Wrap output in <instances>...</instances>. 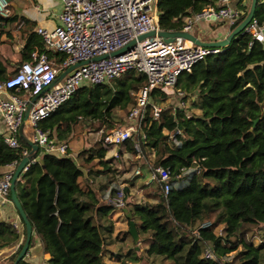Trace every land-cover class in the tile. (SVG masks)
<instances>
[{"label":"trees","instance_id":"trees-1","mask_svg":"<svg viewBox=\"0 0 264 264\" xmlns=\"http://www.w3.org/2000/svg\"><path fill=\"white\" fill-rule=\"evenodd\" d=\"M214 1L156 0L157 24L161 30H181L183 17L213 6ZM239 10L230 30L247 13L243 7ZM252 19L259 25L264 22V2L257 0ZM31 49L28 39L22 61ZM51 53L59 63L64 58L61 52ZM6 76L0 61V80ZM144 83L143 74L130 71L106 83L82 86L38 125L58 142H67L78 125L81 133L113 129L121 124L112 120L113 112L130 108ZM175 88L184 92L182 99H188L186 108L164 104L165 94L154 89L131 139L118 145L98 140L93 155L85 158L97 159L103 174L119 176L143 160L169 173L166 194L161 184L148 180L140 188L143 197L136 201L127 198L131 184L121 187L125 204L119 211L127 229L129 220L133 221L137 241H132L127 229L123 231L131 247L122 256L113 254L116 264H150L151 256L163 259L164 264H264V38L259 42L249 33L237 34L218 53L204 56L189 72H181ZM152 105L162 108L157 118L152 116ZM3 138L0 134V167L17 165L22 150L31 158L39 152L31 150L18 134L14 148ZM113 146L120 156L106 158ZM181 168L188 171L182 173ZM81 173L69 154L43 153L15 181V196L42 251L48 254L43 264H107L102 255L113 232L109 214L116 209L101 202L90 187H81ZM152 186L156 188L151 190ZM116 188L109 192L114 195ZM206 221L210 225L200 227ZM218 228L219 233L215 232ZM259 233L260 241L253 242ZM17 238L9 223L0 222V248L13 245ZM139 241L141 256L137 254ZM205 246L214 259L202 256ZM229 254H233L230 260ZM15 264L32 263L22 258Z\"/></svg>","mask_w":264,"mask_h":264},{"label":"built area","instance_id":"built-area-1","mask_svg":"<svg viewBox=\"0 0 264 264\" xmlns=\"http://www.w3.org/2000/svg\"><path fill=\"white\" fill-rule=\"evenodd\" d=\"M230 1L217 0L216 5L192 14L182 30L188 32L191 25L200 19L223 20L231 26L238 19L240 10L230 6ZM60 3L58 24L52 30L37 29V33L45 50L64 54L58 65L59 70L65 71L70 66H76L56 83L58 70L48 59L45 50L40 53L33 51L29 60L21 62L12 76L0 80V92L11 88L27 92L25 97L6 94L0 98V116L5 126L3 140L9 147L18 146L16 134L24 122V113L30 103L26 119L31 142L43 153L57 156L69 154L68 143L50 138L48 132L39 127L40 120L55 111L78 88L106 83L133 71L143 74L145 83L136 92L135 103L127 112L130 125L95 132L99 135L98 140H102L104 144L118 145L131 139L132 128L138 131L150 93L154 89L163 92L172 90L181 72L190 71L204 56L216 54L220 50L186 45L187 40L178 37L166 42L157 36L156 32L160 28L152 15L153 0H60ZM7 4V0H0V25L1 20L8 15ZM150 31L154 32L153 36L137 40L138 36ZM244 33H249L253 40L263 41L264 22L259 25L251 19L245 26ZM130 41L134 43L124 53L109 55ZM103 55L105 57L94 60ZM176 92L178 95L182 94ZM160 112L159 106L152 105L153 118H157ZM134 147L138 149V144L135 143ZM22 155H28L27 151L22 150ZM14 166V163L9 164L11 168L0 175V199L5 202L8 201ZM181 171L185 173L188 170L181 168ZM139 174L140 170L136 169L134 175ZM148 178L161 184V192L166 194L169 188V173L166 168L149 167ZM116 189L114 195L107 189L102 200L115 209H121L124 207L121 187ZM209 225L206 221L200 227ZM202 256L214 259L207 246L203 248Z\"/></svg>","mask_w":264,"mask_h":264},{"label":"crops","instance_id":"crops-1","mask_svg":"<svg viewBox=\"0 0 264 264\" xmlns=\"http://www.w3.org/2000/svg\"><path fill=\"white\" fill-rule=\"evenodd\" d=\"M155 1L156 0H153L152 15L157 21ZM216 1L217 0L214 1V5H216ZM7 2H8L7 4L8 15L1 20V25H0V61L2 65L5 67V71L7 74L6 78L12 76L13 73H15L19 64L23 62L21 59V51L26 45L28 39L31 40V47H32L31 52L36 51L40 53L45 50L41 37L37 33V29L41 28V29H46V30H52L58 24V16L61 12L60 0H7ZM249 4H250V0H231L229 2L230 6L235 7L237 9H239V7H243L245 10H247L246 7ZM208 7H212V6H207L206 8ZM192 14L194 13H191L190 15L182 18L183 26L187 18L191 16ZM229 28H230V25H228L223 20L200 19L191 25V28L189 29L188 32L192 33L194 36H196L201 41H214V40H220V39L225 38L227 34L231 31ZM188 45H190L189 42H188ZM41 49L42 51H40ZM45 52H46L48 59L53 63L54 67L58 70V75H57L55 82L56 83L60 82L63 77L62 76L60 78L61 74L65 73L67 69L65 71L59 70L58 69L59 62L57 61L58 56L52 55L51 52L53 51L51 50H45ZM29 56L27 60H29ZM185 72H189V71H185ZM12 89L13 91H10L11 89L2 90L0 92V98H3L6 94H16L19 97H25L27 95V92L25 90H22L23 92H20L21 89L19 90H15L14 88ZM173 89L176 95H178L176 91H179L182 93L181 95H178L180 97V101L178 102L176 106H181L183 108H186L189 105V103H188V99L182 100V97L184 96V92H182L179 89H176L175 86ZM161 92L165 94L166 98L168 97V95H172V94H169L172 92V90H166L165 92L163 91ZM148 100L150 101V97ZM173 107H175V105ZM191 111L195 112L196 114L199 112L197 109H193ZM126 124L127 122H125V125ZM19 129H20V132L18 130L17 134L24 140V142L26 143L27 140L31 142L30 140L31 134L28 130L27 119L24 118V122ZM82 133L85 134V131L83 130ZM0 134L5 135V126L1 119V116H0ZM88 134L90 135L91 133L87 132L84 135V137L81 136L79 139H77V134L74 131L73 134L67 140L68 145L70 144L68 152H69V156L81 168L82 173L80 177H78V182L80 183L81 187L83 189H86V187H90L91 189H93L96 192V194H98L99 199L102 202L103 201L102 197L104 193L106 192V190L111 187H116V186H115V183H110L102 191L101 190L99 191V187H96L95 183L97 181V178L100 176H108L109 178V174L108 173L103 174L99 171V169H101L102 166L96 163L97 159H92V160L89 159L88 160L89 163L87 160L85 161V158L88 155L91 156L94 153L93 143H91V139H90L91 137L89 136L88 138ZM73 144L76 147L73 146ZM36 150H39V152L38 154L35 155L34 158H31V161H36L40 159L41 156L43 155V152L40 150V148H37ZM36 150H33V151H36ZM117 150L118 149L116 147L115 152L113 154L115 158L120 156V155H117ZM119 165L120 164H118L117 167L121 168V165L120 166ZM142 165L146 166L147 171H149V167L151 166H149L144 160L142 161ZM15 167L16 165L14 166V169ZM10 168L11 167H9V165L0 167V175L8 171ZM14 169H13V172H14ZM126 185L127 184L125 183H121L119 184L118 187H122ZM129 189H130L129 190V196H130L132 195V189H133L132 186ZM7 199L8 201L6 202L0 199V222L9 223L17 232L18 238L13 245L9 247L0 248V264H11L12 263V261L16 258L23 244L24 238H25L24 224L21 221L17 211L15 210L14 206L11 203L10 192L8 194ZM122 211H125V210L123 209ZM112 215H117V214H114V212L112 211L109 214V219H112ZM111 235H110L111 236L110 239L116 240V243L112 245L105 244L104 253L102 255V261L107 264H116V261H115L116 259L115 257H113V254L116 253L121 256L125 254V251H123V249L125 250L129 248L127 247L129 242L128 240H126V239H129V237L124 236L122 233V236L120 239L123 242H121L120 240L115 239V236L113 234ZM109 237L106 239L105 243L110 240ZM125 241H127V245ZM124 244L126 245L125 248H124ZM109 252H112L111 256H109L110 255ZM23 258L32 264H43L45 260L48 258V254L42 251V246L38 238L33 233L32 229H31L30 243L28 244V248ZM150 258H156V257L151 256Z\"/></svg>","mask_w":264,"mask_h":264},{"label":"rangeland","instance_id":"rangeland-1","mask_svg":"<svg viewBox=\"0 0 264 264\" xmlns=\"http://www.w3.org/2000/svg\"><path fill=\"white\" fill-rule=\"evenodd\" d=\"M250 5V4H249ZM249 5H248V7H249ZM169 94H172V95H168V97L167 98H165V101H164V104H168V105H170V106H176L177 104H178V102L180 101V97L178 96V95H176L175 93H174V89H172V92L171 93H169ZM183 100V99H182ZM129 109V108H128ZM127 109V110H128ZM127 110H125V111H121V110H115L114 112H113V114H112V120L113 121H116V122H121V124H120V127H123L122 125L124 124V122H127V124L126 125H130V122H128V119H127V117H126V114H127ZM125 126V125H124ZM116 127H119V125H117ZM102 130V129H101ZM109 130V129H108ZM81 131V128H80V126L78 125V126H76V128H75V132H76V134H77V139H79L81 136H83L84 137V135L87 133L86 131V133L85 134H83V133H81L80 132ZM107 130H102V132H106ZM88 132H90L91 134L89 135L88 134V138H89V136L91 137L90 139H91V143H95V142H97L98 141V138H99V135H95V132L96 131H94V130H91V129H88ZM132 135L133 134H135V132H136V129L135 128H132ZM95 137V138H94ZM70 145V144H69ZM73 146H75L74 144H73ZM76 147V146H75ZM115 149H116V147L115 146H113L112 148H109L107 151H106V157L107 158H110L111 156H113V154H114V152H115ZM76 150V149H75ZM88 163H89V161H88ZM96 163L98 164V161H96ZM114 166H116V164L115 165H112L111 167H114ZM122 168V167H121ZM135 169H139L140 170V174L139 175H134V170ZM109 174V178H111V180L110 181H108V176H100V177H98L97 178V181H96V183H95V185H96V187H100L101 188V191L108 185V184H110V183H115V186L116 187H118L119 186V184H121V183H125V184H127L128 186L131 184V186H132V195H128L127 196V198L128 199H130V200H139L141 197H143V189H142V191H141V189L140 188H142L143 187V185H144V183H146L148 180H149V178H148V171H147V168H146V166H144V165H139V166H130V167H128V169H126L125 171H123L122 173H120L119 174V176H117V173H114L113 175H112V173H108ZM114 176H116L115 177V179H114ZM102 182V183H101ZM131 182V183H130ZM100 185V186H99ZM126 185V186H127ZM153 185V184H152ZM154 186V185H153ZM151 187L150 189L151 190H153L154 188H156V187ZM100 191V190H99ZM147 192H149V191H147ZM136 196V197H135ZM125 202V201H124ZM125 204V203H124ZM114 214H117V215H112V219H110V221H111V223H112V234L115 236V239H118V240H120L121 241V236H122V233H123V231L124 230H126L127 229V226H126V223H125V220H124V216H123V213L121 212V211H119V209H116L115 211H114ZM215 232H217V233H219V228L218 229H216L215 230ZM141 235V234H140ZM250 234L249 233H247V235H244L243 236V239L244 240H247V238H248V236H249ZM109 236V235H108ZM112 236V235H111ZM111 236L109 237V239L111 238ZM260 238H261V236H260V233L259 234H256V235H254V238H253V242H259L260 241ZM126 240H128V245H127V241H125V243H126V245H127V247H130L131 246V241H130V239H126ZM132 241H133V239H132ZM121 242H123V241H121ZM116 243V240H114V239H110L108 242H106L105 244H107V245H112V244H115ZM139 245V247H140V250H138L137 251V254L138 255H142V253H143V251H142V243H141V241H139V243H138ZM125 244H124V248H125V246H126ZM135 248H137V247H135ZM129 249V248H128ZM128 249H123V251H127ZM262 254V258L264 259V252H262L261 253ZM232 255L233 254H229V256H228V260H230L231 259V257H232ZM116 259V258H115ZM149 260H150V264H164V261H163V259H161V258H159V257H156V258H149ZM165 264H168V263H166L165 262Z\"/></svg>","mask_w":264,"mask_h":264},{"label":"water","instance_id":"water-1","mask_svg":"<svg viewBox=\"0 0 264 264\" xmlns=\"http://www.w3.org/2000/svg\"><path fill=\"white\" fill-rule=\"evenodd\" d=\"M257 0H250V5H249V9L245 15V17L227 34V36L223 39L220 40H214V41H201L200 39H198L196 36H194L192 33L187 32V31H183V30H176V31H166V30H159L156 32V35L161 37L164 41L169 42L172 41L174 38H181L183 40H187L190 42V44L194 45V46H200V47H207V48H219V49H223L225 46H227L230 42V40L236 36L237 34H244V28L245 26L249 23V21L253 18V13H254V9L256 6ZM154 35L153 31H150L148 33H145L143 35H140L137 37V40H142L144 38L147 37H151ZM134 41H130L129 43H127L126 45H124L123 47H121L120 49L112 52L111 56H116L119 55L121 53H124L129 47H131L133 45ZM105 57L100 56L95 59H99V58H103ZM76 66V65H75ZM75 66H70L69 68H67V70L65 71L68 72L70 71L73 67ZM61 74L60 78L65 74ZM33 100H31L32 102ZM30 108V103L27 105L26 111L24 113V118L26 119L27 117V113L28 110ZM20 132V129H19ZM27 145L32 149V150H36L37 147L35 144H33L32 142H30L29 140L26 141ZM31 161V156L30 155H26L23 156L20 161L18 162V164L16 165L14 172H13V176L12 179L10 181V186H9V192H10V200L12 205L14 206L15 210L17 211L21 221L24 224V228H25V238L23 241V244L16 256V258L14 259V264L17 263L20 259L23 258V256L26 253V250L28 248V244L30 243V239H31V226L29 224V222L26 219V216L24 214V212L21 209L20 203L18 202L15 193H14V184L15 181L17 180L19 174L21 171H23L24 167H26V165ZM127 216H129V214H127ZM128 232L130 234V236L132 237V239L134 241H137V233H136V229L134 226L133 221L129 220L128 222Z\"/></svg>","mask_w":264,"mask_h":264},{"label":"bare ground","instance_id":"bare-ground-1","mask_svg":"<svg viewBox=\"0 0 264 264\" xmlns=\"http://www.w3.org/2000/svg\"><path fill=\"white\" fill-rule=\"evenodd\" d=\"M185 44L188 45V42L187 43L185 42Z\"/></svg>","mask_w":264,"mask_h":264}]
</instances>
